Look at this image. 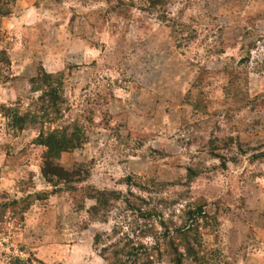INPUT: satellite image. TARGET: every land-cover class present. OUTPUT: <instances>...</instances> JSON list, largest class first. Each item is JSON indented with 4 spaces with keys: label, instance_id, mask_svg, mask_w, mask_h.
Returning a JSON list of instances; mask_svg holds the SVG:
<instances>
[{
    "label": "rangeland",
    "instance_id": "374dc122",
    "mask_svg": "<svg viewBox=\"0 0 264 264\" xmlns=\"http://www.w3.org/2000/svg\"><path fill=\"white\" fill-rule=\"evenodd\" d=\"M0 264H264V0H0Z\"/></svg>",
    "mask_w": 264,
    "mask_h": 264
},
{
    "label": "trees",
    "instance_id": "16d2710c",
    "mask_svg": "<svg viewBox=\"0 0 264 264\" xmlns=\"http://www.w3.org/2000/svg\"><path fill=\"white\" fill-rule=\"evenodd\" d=\"M53 75L50 73H47L45 71L39 72L38 75L33 78V80H39L43 83H47L50 79H52ZM51 99H55L53 95H50ZM28 116L23 115L19 116L16 118L17 122L20 123V128L23 127V123L26 120ZM33 116L29 117L32 119ZM46 137H44L42 140V143H44L48 147V156L51 155H57L59 152L65 150L66 148H69L73 145V142L69 139L66 138V136L62 137L61 135L57 134V132L50 131L46 132ZM58 168L53 165H49L47 167V170L45 171V175L48 173H53L56 172ZM48 171V172H47Z\"/></svg>",
    "mask_w": 264,
    "mask_h": 264
}]
</instances>
